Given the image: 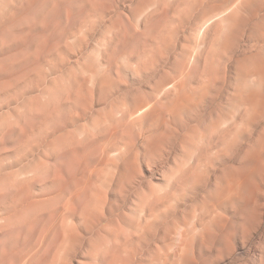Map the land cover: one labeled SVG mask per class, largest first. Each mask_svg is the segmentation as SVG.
I'll return each mask as SVG.
<instances>
[{"label":"rangeland","instance_id":"1","mask_svg":"<svg viewBox=\"0 0 264 264\" xmlns=\"http://www.w3.org/2000/svg\"><path fill=\"white\" fill-rule=\"evenodd\" d=\"M0 264H264V0H0Z\"/></svg>","mask_w":264,"mask_h":264},{"label":"bare ground","instance_id":"2","mask_svg":"<svg viewBox=\"0 0 264 264\" xmlns=\"http://www.w3.org/2000/svg\"><path fill=\"white\" fill-rule=\"evenodd\" d=\"M141 110H143V109H141Z\"/></svg>","mask_w":264,"mask_h":264}]
</instances>
